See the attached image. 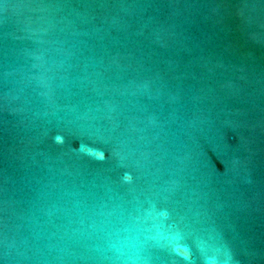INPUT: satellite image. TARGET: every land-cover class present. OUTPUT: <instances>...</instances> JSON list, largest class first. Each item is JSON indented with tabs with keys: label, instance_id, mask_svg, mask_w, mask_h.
I'll return each instance as SVG.
<instances>
[{
	"label": "water",
	"instance_id": "water-1",
	"mask_svg": "<svg viewBox=\"0 0 264 264\" xmlns=\"http://www.w3.org/2000/svg\"><path fill=\"white\" fill-rule=\"evenodd\" d=\"M0 264H264V0H0Z\"/></svg>",
	"mask_w": 264,
	"mask_h": 264
}]
</instances>
